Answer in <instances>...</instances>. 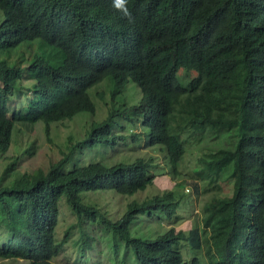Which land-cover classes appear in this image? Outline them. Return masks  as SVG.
I'll list each match as a JSON object with an SVG mask.
<instances>
[{
	"label": "trees",
	"instance_id": "16d2710c",
	"mask_svg": "<svg viewBox=\"0 0 264 264\" xmlns=\"http://www.w3.org/2000/svg\"><path fill=\"white\" fill-rule=\"evenodd\" d=\"M21 45L25 66L0 59V155L16 122L42 121L47 129L94 115L88 90L106 79L112 107L46 173L3 185L16 161L6 167L0 259L55 264L64 200L78 225L101 231L112 264H264V0H0V49L9 55ZM181 68L195 76L182 82ZM130 81L139 97L123 94ZM129 125H141L143 147L160 146L172 178L199 180L201 192L213 194L200 225L175 229L185 194L173 189L119 207L117 196L131 198L157 176L153 158L100 159L105 147L138 138L123 134ZM190 142L197 146L191 166ZM223 187L230 195L218 194ZM152 215L168 228L139 233L137 221ZM81 240L85 248L91 238Z\"/></svg>",
	"mask_w": 264,
	"mask_h": 264
},
{
	"label": "rangeland",
	"instance_id": "374dc122",
	"mask_svg": "<svg viewBox=\"0 0 264 264\" xmlns=\"http://www.w3.org/2000/svg\"><path fill=\"white\" fill-rule=\"evenodd\" d=\"M23 58H25V60L21 61ZM0 59L7 60L10 65L18 63L21 66H25L29 61L28 51L25 50L23 45L11 50L9 55H7L6 49H0ZM193 76H195L194 71L186 70L184 68L179 69L176 75V77L182 82H188ZM106 80L99 82L88 90V94L96 108L94 115H90L87 112H81L70 120L51 122L47 129L42 121L35 123H15L10 146L4 154L0 155V178L2 175H6L4 170L10 163L16 161V167L9 171L5 178H3V185L9 183L12 179L19 177L25 172L31 173L36 170H42L46 173L52 164L62 158L70 143H75L83 138V135L86 132L85 130L89 128L92 121L100 122L108 116L112 107L110 102L112 81L108 80V83ZM22 84L29 85V82L24 81ZM123 94H126L132 99L140 96V90L132 81H130L127 87L123 90ZM23 99L24 96L10 99L9 106H13L16 101ZM127 129L132 130L126 132ZM135 131H137V133L142 132L141 125H136L135 127L129 125L124 129L123 134H132ZM145 131L148 132V129ZM138 134V138L135 141L129 136L126 142L118 141L119 143L117 144L105 147L100 159L103 162L110 163L107 159V155H111L110 161L112 163L110 164H113L116 162H132L137 157H143L146 159L153 158L154 162L157 163V168L155 170V173L157 174L156 179L154 184L151 187H148L145 191L139 192L131 198L117 196L115 201L119 202V207L122 209L132 198L143 200L144 198L163 190L173 189L177 194H185L177 211V220L174 223L175 229H182L187 233L194 226L200 225L201 206L204 202L209 200L213 194L202 193V183L199 180L183 175L172 178L168 174L166 165L163 164V152L159 149L160 146L155 145L143 147L142 145L146 138L145 134ZM195 144V142H190L187 147L186 158L189 160V166L193 165L197 158V146ZM204 144V142H201L198 146L201 147ZM180 169L182 170V173H184L182 166ZM179 182H182L183 184L175 186V183ZM221 193L223 195H230V190L227 187H223L222 191L218 194ZM63 202L64 200L60 202L61 214L56 229V239L63 241V247L58 256L53 259V262L55 264H112L115 261V258H108V255H105L103 252L108 250V246H106V240H104L105 237L101 235V231L97 227L91 228L85 223L81 226L78 225L75 216ZM154 216L155 215H152L147 218L144 216L141 217V219L137 221L135 229H137L139 233H143L144 231L146 234H151L152 231L158 233L168 228L165 220H154ZM178 219L181 220V222H178ZM66 230H68L67 233ZM65 234H67V236L64 239ZM82 236L91 238L87 245V247L90 246V248H81ZM193 253L200 258H203L201 250H193ZM0 264L29 263L27 260L20 258H3L0 259Z\"/></svg>",
	"mask_w": 264,
	"mask_h": 264
},
{
	"label": "bare ground",
	"instance_id": "6f19581e",
	"mask_svg": "<svg viewBox=\"0 0 264 264\" xmlns=\"http://www.w3.org/2000/svg\"><path fill=\"white\" fill-rule=\"evenodd\" d=\"M139 4V3H138ZM109 8V7H108ZM247 9V8H246ZM154 12V11H153ZM160 12V11H159ZM151 13V12H150ZM135 18V17H134ZM94 21V20H93ZM118 23V22H117ZM103 24V23H102ZM156 25V24H155ZM134 29V28H133ZM22 34V33H21ZM105 38V37H104ZM57 39V38H56ZM20 40V39H19ZM29 40V39H28ZM49 41V40H48ZM69 41V40H68ZM56 43V42H55ZM63 43V42H62ZM117 46V45H116ZM65 50V49H64ZM125 53V52H124ZM36 57V56H35ZM104 71V70H103ZM107 71V70H106ZM103 73V72H102ZM84 74V73H83ZM112 76V75H111ZM53 114V113H52ZM86 131V130H85ZM1 132V131H0ZM17 132V131H16ZM5 138V137H4ZM151 165V164H150ZM127 206V205H126ZM208 217V216H207ZM203 221V220H202ZM228 221V220H227ZM260 223V222H259ZM109 227V226H108ZM185 237V236H184ZM93 238V237H92Z\"/></svg>",
	"mask_w": 264,
	"mask_h": 264
}]
</instances>
